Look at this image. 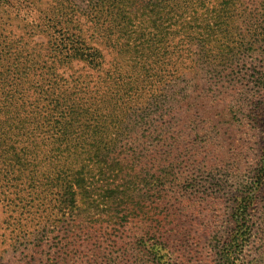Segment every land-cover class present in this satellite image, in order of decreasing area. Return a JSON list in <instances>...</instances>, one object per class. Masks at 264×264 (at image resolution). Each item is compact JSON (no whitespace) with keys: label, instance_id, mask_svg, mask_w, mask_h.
Segmentation results:
<instances>
[{"label":"trees","instance_id":"obj_1","mask_svg":"<svg viewBox=\"0 0 264 264\" xmlns=\"http://www.w3.org/2000/svg\"><path fill=\"white\" fill-rule=\"evenodd\" d=\"M182 1L183 13L181 5L169 0H49L51 24L42 27L47 48L38 53L35 63L23 68L22 58L12 48L4 50L0 59V172L22 177L26 191L15 195L0 191V200L9 208H25L47 223L54 212L69 217L68 227L51 232L60 245L57 259L48 254L51 264H69L80 243L88 246L84 252L88 264L113 257L119 249L112 239L130 223L149 226L140 239L129 243L131 250L142 259L159 257L180 226L182 213L164 192V186L180 173L178 135L149 119L137 131L138 142L119 143L114 137L115 127L122 124L117 103L104 118L99 104L90 103L86 93L81 99L77 88L83 83L90 87L88 73L100 72L106 61V54L93 44L119 55L125 54L126 47L127 54L148 67L161 59L166 63L177 52L192 53L188 61L194 67L208 63L215 73H231L242 55L263 50L264 0L259 9H245L248 13L243 16L239 9L244 0ZM33 4L31 0H0V9L19 16L32 11ZM239 15L245 18L244 28L237 26ZM122 41L125 45H120ZM149 69L157 68L144 70ZM114 86L121 88L117 81ZM251 121L264 125L259 105ZM43 132L39 139L37 133ZM96 177H133V189L123 191L119 198L108 191L101 194ZM114 198L123 207L118 214L108 212L106 222L105 215L97 212ZM250 200V196L235 197V228L220 253L222 264H236L242 244L251 236L243 208ZM106 237L110 240L103 246ZM114 263L122 264L119 257Z\"/></svg>","mask_w":264,"mask_h":264},{"label":"rangeland","instance_id":"obj_2","mask_svg":"<svg viewBox=\"0 0 264 264\" xmlns=\"http://www.w3.org/2000/svg\"><path fill=\"white\" fill-rule=\"evenodd\" d=\"M169 1L181 5L183 13L184 1ZM31 2L32 11L19 16L0 9V59L5 49L12 48L14 55L22 58L21 67L26 69L47 48L48 39L42 27L51 24L49 0ZM260 3L261 0H244L239 14L248 13L245 9L249 12L259 9ZM240 15L237 26L244 28L245 18ZM120 45H125V41ZM93 46L106 54V61L100 72L88 73L90 87L86 83L78 86L80 98L86 93L90 103L99 104L104 118L117 103L122 124L115 127L114 137L119 143L138 142L137 131L144 120L167 125V130L180 139L176 154L182 163L179 176L164 186L171 205L182 213L180 226L168 240L166 250L164 244L159 257L137 256L129 243L140 239L149 226L130 223L112 239L119 252L116 248L113 257L107 255L95 264H116L114 260L118 257L122 264H222L220 253L235 228L232 218L235 197L243 195L251 197L243 206L247 215L245 226L250 228L251 236L242 244L243 253L236 264H264V184L258 183L264 182V125L251 121L257 105L264 111V47L256 55H242L231 73L223 70L215 73L208 63L194 67L188 61L192 53L171 54L166 63L161 59L159 64L150 65L156 70L147 72L144 69L150 68L148 64L133 59L126 47L125 54L119 55L118 51L109 53L101 45ZM81 75L78 72L77 77ZM114 81L121 88H115ZM1 89L2 86L0 95ZM37 136L41 139L44 132ZM23 180L0 172V191L10 195L26 191ZM95 180L99 193L108 191L116 198L133 189V177ZM122 203L114 198L97 213L105 215L103 219L107 222V213L118 214ZM9 207L0 200V264H51L48 254L57 259L60 253V245L52 239L51 232L61 231L64 225L68 227L69 217L54 212L47 223L40 216L30 215L25 208ZM107 238L100 240L103 246L110 240ZM80 246L69 264H88L84 256L88 246L81 243Z\"/></svg>","mask_w":264,"mask_h":264}]
</instances>
